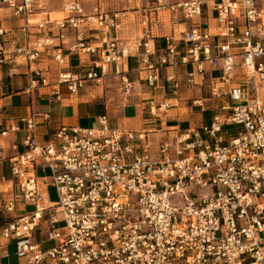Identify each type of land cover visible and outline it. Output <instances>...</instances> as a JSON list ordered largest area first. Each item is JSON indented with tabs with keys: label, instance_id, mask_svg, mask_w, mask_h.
I'll return each instance as SVG.
<instances>
[{
	"label": "built area",
	"instance_id": "obj_1",
	"mask_svg": "<svg viewBox=\"0 0 264 264\" xmlns=\"http://www.w3.org/2000/svg\"><path fill=\"white\" fill-rule=\"evenodd\" d=\"M36 1L0 0L23 19L25 32L23 44L8 48L0 27V61L24 57L29 92L52 86L50 98L59 100L61 84L75 94L89 81L102 83L107 64L135 47L146 84L169 87L168 97H147L151 117L177 106L179 65H189V89L208 92L187 98V108L209 116L185 129L134 130L109 126L102 113L87 127L60 125L45 142L37 139L36 118L50 114L20 117L22 125L1 131L25 129L23 149L9 157L16 193L0 190V245L13 240L19 264H264V1L127 0L121 9L87 11L85 0H68L54 18ZM165 12L172 31L159 36ZM128 16L139 36L124 44L117 31ZM179 23L189 24L176 31ZM42 53L59 66L70 56L83 59L50 82L35 66ZM130 87L122 69L120 88ZM38 167L49 170L53 202ZM42 221L43 238L53 241L45 249L34 239Z\"/></svg>",
	"mask_w": 264,
	"mask_h": 264
},
{
	"label": "crops",
	"instance_id": "obj_2",
	"mask_svg": "<svg viewBox=\"0 0 264 264\" xmlns=\"http://www.w3.org/2000/svg\"><path fill=\"white\" fill-rule=\"evenodd\" d=\"M66 1L68 0L63 1L62 6ZM47 5L49 4L45 3L44 0H37L34 3L35 7H42L44 10L48 7ZM53 5L54 3L51 2V6ZM96 5L101 9H121L127 6L122 5L115 7V3L109 2L108 0H85V9L87 11L93 10ZM110 6L113 7L110 8ZM45 12L47 16L54 18L51 13L55 11L46 9ZM206 15L210 19L211 25H213L214 20L210 11L205 13V16ZM34 16L38 19L45 16V14H36ZM169 19L170 14L165 12L162 22L158 27L157 33L159 36L168 34L172 31ZM179 21H182V17H179ZM23 24L24 22L21 17L17 16L11 8L0 3V27L6 30L3 38L8 48H11L13 45H21L24 43L25 32H23L22 29ZM188 24L189 23H179L175 26V30H182ZM34 28V26H31L29 30L34 31ZM52 32L56 34L57 30L53 29ZM69 33L70 35L72 34V32ZM117 34L124 44H131L137 41L139 27L133 17L128 16L122 21ZM33 38L34 34L32 33L30 39ZM155 42L160 46L163 45L161 38H157ZM65 46L66 43L64 42L63 47ZM96 58H98L96 54L91 56V59ZM80 59L83 58L70 56L64 66H59L49 56L42 53L38 57L35 66L42 67L43 74L50 82H54L59 70L66 68L77 70ZM188 67L189 65H179L174 68L180 83L176 97L178 100L177 106L170 108L164 116L154 118L147 112V97L154 95L158 101L164 97H168L169 87L167 84H164L162 89L153 90L146 84L145 71L141 69V63L137 57V49L135 50V47L131 50V54L122 62H111L107 64V72L102 83L89 81L85 87L81 88L75 94H70L63 84L59 85V100L50 98L52 86H38L34 91H28L26 87L29 82L30 70L22 55H14L11 61H0V190L4 191L5 196L16 193L14 180L10 171L9 157L14 152L23 149L22 138L25 135V129L21 128L15 132H9L6 135L1 134V131L8 128L11 123L19 122L18 119L20 117L44 112L50 114L46 120H42L41 117L36 118L35 132L40 142L49 141L56 129L62 124L87 127L97 122L98 116L102 113L107 114L109 126L115 128L127 127L134 130H141L144 128L157 130L169 129L176 126L182 129L188 128L185 127L187 124L186 121L189 120L188 114L186 116L181 114L179 111L181 106H179V104L188 101L187 98L199 94L204 97L208 96L206 89H202V91L199 92L195 88H193L195 90L189 89L184 84V71ZM122 69L127 70L128 78L131 82L128 93L121 92L120 71H122ZM239 69L238 66L237 70L239 71ZM165 70L166 69H162V77L164 76ZM168 70H172V68H168ZM238 76L239 75L234 76L235 81L240 78V76ZM110 85L117 87V95L120 97V103L114 106L108 105V100H106L107 95L104 94L103 87ZM260 97H262L261 89ZM183 107L189 109L187 105ZM188 112H191V110L189 109ZM189 114H193V118L196 120L194 126H199L201 121L209 116V111L202 112L198 109L196 112H191ZM19 124L22 125L21 122H19ZM190 126L192 125H189V127ZM228 129L233 131L235 127L231 126L228 127ZM169 134H172V131H169ZM37 176L46 200L55 201L56 199L53 200L50 198L48 192V188L53 186L49 182V170L38 167ZM28 207L31 206L27 205L25 206V210H18L16 213L21 214L26 212L30 209ZM46 227L45 221H42L41 225L34 233V239L36 241L42 240L41 245L43 241H49L43 238ZM51 242L53 244V241ZM11 245L14 246L12 250L10 249ZM10 259H14L10 264H19L23 261V259H19L15 254V244L13 240L8 241L5 245H0V263L4 264V261Z\"/></svg>",
	"mask_w": 264,
	"mask_h": 264
},
{
	"label": "rangeland",
	"instance_id": "obj_3",
	"mask_svg": "<svg viewBox=\"0 0 264 264\" xmlns=\"http://www.w3.org/2000/svg\"><path fill=\"white\" fill-rule=\"evenodd\" d=\"M44 1H45V3L49 4V5H47L49 8L46 6L47 7L46 9L55 11V12L51 13V15L53 17H58V16L61 15L60 9L62 7L63 1H65V0H44ZM108 1L109 2L111 1L112 3H115V5H114L115 7L116 6L127 5V0H108ZM262 1H264V0H262ZM51 2L54 3L53 6H51ZM111 7H113V6H110V8ZM103 88H104V94L107 95L106 96V100H108V105L109 106H111V105L114 106L115 104L120 103L119 102L120 101V97L117 95V89H116L117 87L116 86L110 85V86H104ZM121 92H123V91L121 90ZM261 93H262V97L264 99V86L261 87ZM119 94H121V93H119ZM189 104H190V101H185L184 103L179 104V106H181V109L179 110L181 112V114L183 116H186L188 114V117H189V120L186 121L187 124L185 125V127H189V125L194 126V124L196 123V120L193 118V114H189V113L196 112V110H198V109L197 108H193L191 110V112H188L189 109H186L183 106H186V105H189ZM48 192H49V196H50L51 199H53V200L56 199V192H55V187L54 186H50L48 188ZM28 208H31V207H28ZM51 245H52L51 241H43L42 248L45 249V248L50 247ZM13 248H14V246L11 245L10 249L12 250ZM13 260L14 259L6 260V261H4V264H10V263L13 262Z\"/></svg>",
	"mask_w": 264,
	"mask_h": 264
}]
</instances>
